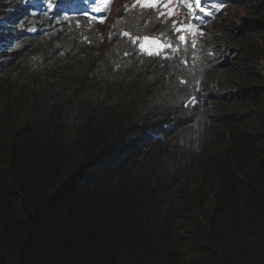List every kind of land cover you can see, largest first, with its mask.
<instances>
[{
	"label": "trees",
	"instance_id": "1",
	"mask_svg": "<svg viewBox=\"0 0 264 264\" xmlns=\"http://www.w3.org/2000/svg\"><path fill=\"white\" fill-rule=\"evenodd\" d=\"M80 1L0 0V264H264V0L143 57Z\"/></svg>",
	"mask_w": 264,
	"mask_h": 264
},
{
	"label": "snow or ice",
	"instance_id": "2",
	"mask_svg": "<svg viewBox=\"0 0 264 264\" xmlns=\"http://www.w3.org/2000/svg\"><path fill=\"white\" fill-rule=\"evenodd\" d=\"M90 3H95L96 0H89ZM169 3H171V0H168V3H163L161 4V0H139V6L140 7H150V8H157L162 7L163 9H165L167 11L168 16L173 15V12L171 10H169ZM136 5L134 4L133 7H135ZM188 7L191 8L192 5L188 4ZM197 7H199V0H197ZM100 8H95L94 11H100ZM203 10V9H202ZM160 15H164V12H160ZM106 17L103 18H99V22L103 23L104 19ZM175 23L174 22V27H175ZM195 25H181V27H176L175 31L176 32H187L190 34H196L195 33ZM123 35L127 36L129 35L128 32L123 33ZM201 36H203L204 34L201 32L200 33ZM139 39V38H138ZM178 39L181 42H186V36L185 35H180L178 37ZM143 43H140L139 48L141 50L142 53L147 54V55H159L160 51L164 48V47H168V48H172L173 46L171 44H163L160 40H157L155 38H149V37H143ZM135 42V41H133ZM195 45L193 44V47ZM177 50V49H174ZM125 55H127V53H125Z\"/></svg>",
	"mask_w": 264,
	"mask_h": 264
},
{
	"label": "rangeland",
	"instance_id": "3",
	"mask_svg": "<svg viewBox=\"0 0 264 264\" xmlns=\"http://www.w3.org/2000/svg\"><path fill=\"white\" fill-rule=\"evenodd\" d=\"M128 1H132V0H116L114 3H113V7H112V11H114V8H115V6L118 4L119 5V3H121V5H124L126 2H128ZM190 2H187V4H189ZM132 6H133V4H132ZM136 9H137V7H135ZM141 8V7H140ZM228 12H229V17L227 18V19H224V21H226V20H233V21H235L236 23L238 22V20H239V18H241V16L242 15H245V13H244V11L240 8V7H238L237 5H231L229 8H228ZM218 13H216L215 15H214V17L217 15ZM213 17V18H214ZM125 19L123 18V16H121L120 15V17H119V21H121V22H123ZM85 23H87L88 25L86 26V28L87 29H90L91 28V24L89 23V22H85ZM106 26H107V24H106ZM197 29H195V31H196ZM202 31V29L200 28V32ZM201 38H203V37H201ZM161 42L163 43V44H165V45H167V44H171V42L167 39V38H165V40H161ZM176 45V47H178V46H180L179 45V43H176L175 44ZM164 48H168V47H164ZM183 48H185V46L183 47ZM170 51H174L173 49H171ZM216 51H217V49H216ZM219 51V50H218ZM203 52V51H202ZM207 56H209V52H207V53H205V52H203V53H201L200 54V57H199V62H198V65H200V66H204L203 67V73L205 72V65H204V61H203V58L204 57H207ZM212 71V70H211ZM210 73V72H209ZM204 82V87H203V89L204 88H206V86H207V84H208V81H203Z\"/></svg>",
	"mask_w": 264,
	"mask_h": 264
},
{
	"label": "bare ground",
	"instance_id": "4",
	"mask_svg": "<svg viewBox=\"0 0 264 264\" xmlns=\"http://www.w3.org/2000/svg\"><path fill=\"white\" fill-rule=\"evenodd\" d=\"M78 1H79V0H78ZM82 1H83V0H82ZM82 1H80V2H82ZM218 1H220V0H208L209 3H212V2H218ZM229 2H230V1H229ZM89 3H90V2H89ZM84 4H85V3H84ZM201 4H202V3H201ZM87 5H88V4H87ZM203 7H204V6H203ZM71 9H72V8H71ZM25 13H26V11H25ZM216 13H219V11H217ZM216 13H215V14H216ZM78 15H80V14H78ZM78 15H77V17H78ZM86 16H87V15H86ZM88 17H89V16H88ZM82 18H83V17H82ZM68 21H69V20H68ZM21 22H22V21H21ZM23 22H24V21H23ZM202 22H205V21H202ZM138 23H139V22H138ZM23 24L25 25V23H23ZM11 25H12V24H11ZM87 25H88L87 23L83 22V26L86 27ZM21 26H22V25H21ZM25 26H26V25H25ZM48 26H49V25L45 24L43 27H44V28H47ZM79 26H80V25H79ZM79 26H78V27H79ZM137 26H138V25H137ZM22 27H23V26H22ZM68 27H69V26H68ZM124 27H125V26H124ZM124 27H123V28H124ZM135 27H136V26H135ZM79 28H80V27H79ZM151 28H153V27L151 26ZM47 29H48V28H47ZM124 29H125V28H124ZM142 29H143V28H142ZM144 29H145V28H144ZM147 30H148V29H147ZM117 31H118V30H117ZM124 31H125V30H124ZM149 32H150V31H149ZM66 33H67V32H66ZM66 33H65V34H66ZM63 34H64V33H63ZM149 34H150V33H149ZM154 34H155V33H154ZM67 35H68V34H67ZM144 35H145V34H144ZM69 36H70V34H69ZM136 36H137V35H136ZM63 37H64V36H63ZM111 37H112V36H111ZM137 37H138V36H137ZM139 37H140V36H139ZM69 38H70V37H69ZM69 38H68V39H69ZM121 38H122V37H121ZM63 39H64V38H63ZM68 39H67V40H68ZM127 40H128V38H127ZM127 40H126V41H127ZM205 40H206V39H205ZM56 41H57V40H56ZM60 41H61V40H60ZM123 41H124V40H123ZM134 41H135V40H134ZM69 42H70V41H69ZM121 42H122V41H121ZM208 42H209V41H208ZM73 43H74V42H73ZM125 43H126V42L124 41V44H125ZM126 44H127V43H126ZM134 45H135V44H134ZM82 46H83V45H82ZM118 46H119V44H118ZM124 46H125V45H124ZM129 46H131V45L129 44ZM126 47L129 49V47H128L127 45H126ZM126 47H125V48H126ZM134 47H135V46H134ZM134 47H133V48H134ZM121 48H122V47H121ZM125 48L123 47L124 51L126 50ZM133 48H131V49H133ZM82 49H83V48H82ZM123 49H122V50H123ZM135 49H136V47H135ZM135 49H134V51H135ZM126 51H127V50H126ZM211 51H212V50H211ZM122 52H123V51H122ZM127 52H128V51H127ZM127 52H126V53H127ZM130 52H131V51H130ZM137 52H138V51H137ZM211 53H214V52H211ZM209 54H210V52H209ZM133 55H134V53H133ZM134 56H135V55H134ZM168 58H169V57H168ZM142 59H144V58H142ZM146 59H147V58H146ZM156 59H157V58H156ZM164 59H165V58H164ZM166 59H167V58H166ZM147 60H148V59H147ZM149 60H150V59H149ZM151 61H152V60H151ZM203 61H204L205 71H206V70L209 69V67H208V56H207V57H204V58H203ZM206 61H207V62H206ZM160 64H161V63H160ZM158 66H159V65H158ZM195 66H197V65H196V64L193 65V68H195ZM166 67H167V66H166ZM201 67L203 68L204 66H200V65H199L198 68H201ZM180 69H181V68H180ZM158 70H159V68H158ZM167 70H168V69H166V71H167ZM182 70H183V69H182ZM197 73H198V72H197ZM204 73H205V72H204ZM198 74H199V73H198ZM167 75H168V73H167ZM196 75H197V74H196ZM201 75H202V74H201ZM197 76H198V75H197ZM199 76H200V75H199ZM205 77H206V76H205ZM186 78H187V77H186ZM180 79H183V78L181 77ZM205 79H206V78H205ZM196 81H197V80H196ZM198 81H199V80H198ZM208 81H209V80H208ZM184 83H185V82H184ZM203 84H204V82H201V85H203ZM197 85H198V84H197ZM197 85H196V86H197ZM193 86H194V85H193ZM206 88H207V87H206ZM211 88H212V87H211ZM179 89H180V88H179ZM209 89H210V88H209ZM212 89H213V88H212ZM214 89H215V88H214ZM187 95H188V94H187ZM177 102H178V101H177ZM196 102H197V101H196ZM205 102H206V101H205ZM185 103H186V102H185ZM189 104H190V103H189ZM201 105H202V104H200L199 106H201ZM187 106H188V105H187ZM195 106H196V103H195ZM199 106H198V107H199ZM188 107H190V105H189ZM202 107H203V106H202ZM204 107H205V106H204ZM207 107H209V106H207ZM209 108H210V107H209ZM196 109H197V108H196ZM211 111H212V110H211ZM208 112H209V111H208ZM206 114H207V113H206ZM209 115H210V114H209ZM201 116L203 117V115H201ZM202 117H201V118H202ZM196 118H197V117H196ZM198 119H200V117H198ZM198 119H197V121H198ZM201 120H202V119H200V121H201ZM204 120H205V119H204ZM204 120H203V121H204ZM198 122H199V121H198ZM203 123H204V122H202V125H203ZM210 124H211V123H210ZM193 125L195 126V124H193ZM196 125H197V124H196ZM204 126H205V125H204ZM194 128H195V127H194ZM191 129L193 130V127H192ZM203 129H205V128L203 127ZM211 129H212V128H211ZM196 130H198V132H199V130H201V129H196ZM205 131H206V129H205ZM205 131H204V132H205ZM207 132H208V131H207ZM195 134H196V133H195ZM202 134H203V133H202ZM204 134H205V133H204ZM190 136H192V135H190ZM198 138H199V137H198ZM200 138H201V137H200ZM195 139H196V137H195ZM196 141H197V140H196ZM194 144L196 145V142H195Z\"/></svg>",
	"mask_w": 264,
	"mask_h": 264
},
{
	"label": "clouds",
	"instance_id": "5",
	"mask_svg": "<svg viewBox=\"0 0 264 264\" xmlns=\"http://www.w3.org/2000/svg\"><path fill=\"white\" fill-rule=\"evenodd\" d=\"M160 12H156V14H157V17L161 20V21H164V17H166V15H167V11H165L164 12V15H160L159 14ZM204 16H208V14H205ZM113 18V17H112ZM109 19V17L106 19L107 20V22L108 21H110V20H108ZM113 21H114V19H113ZM203 21H205V22H201V23H199L197 26H196V31H195V33L196 34H194V35H192V37L191 38H188V40L183 44V47L185 46H188V45H191L192 46V44H193V40H194V38L198 35V34H200V28L202 27V26H204V25H206L208 22H209V20H208V18H206V19H204ZM146 37H149V38H155V39H157V40H160L161 41V39H160V37H158L157 35H147ZM199 39H201V37H198L197 38V41L199 40ZM196 41V42H197ZM144 41H142V43H143ZM173 47L172 48H169V49H177V50H174V51H179V50H181V49H183V48H181L180 46H178V47H176V45L174 44V43H172L171 44ZM164 49V48H163ZM162 49V50H163ZM161 50V51H162ZM138 56H141V57H143V56H146V54H143L142 52H141V50H139V52H138ZM147 56H149V55H147ZM199 81L200 82H202V78H200L199 79ZM203 88L204 87V85H201V83H199L198 85H197V88Z\"/></svg>",
	"mask_w": 264,
	"mask_h": 264
}]
</instances>
